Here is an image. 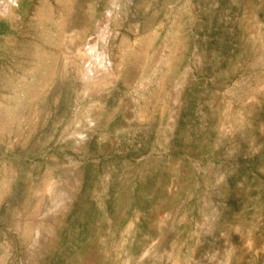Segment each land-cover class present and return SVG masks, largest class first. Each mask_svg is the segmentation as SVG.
<instances>
[{
    "label": "rangeland",
    "instance_id": "rangeland-1",
    "mask_svg": "<svg viewBox=\"0 0 264 264\" xmlns=\"http://www.w3.org/2000/svg\"><path fill=\"white\" fill-rule=\"evenodd\" d=\"M0 264H264V0H0Z\"/></svg>",
    "mask_w": 264,
    "mask_h": 264
},
{
    "label": "bare ground",
    "instance_id": "bare-ground-1",
    "mask_svg": "<svg viewBox=\"0 0 264 264\" xmlns=\"http://www.w3.org/2000/svg\"><path fill=\"white\" fill-rule=\"evenodd\" d=\"M96 72H97V70H96Z\"/></svg>",
    "mask_w": 264,
    "mask_h": 264
}]
</instances>
